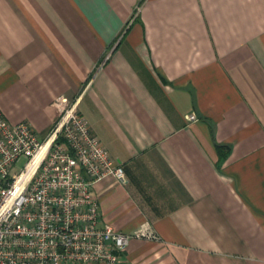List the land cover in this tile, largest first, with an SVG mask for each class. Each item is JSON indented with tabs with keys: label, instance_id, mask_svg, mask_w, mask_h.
I'll return each instance as SVG.
<instances>
[{
	"label": "crops",
	"instance_id": "1",
	"mask_svg": "<svg viewBox=\"0 0 264 264\" xmlns=\"http://www.w3.org/2000/svg\"><path fill=\"white\" fill-rule=\"evenodd\" d=\"M62 96L129 179L103 217L159 236L124 264H264V0H0L5 117L45 137Z\"/></svg>",
	"mask_w": 264,
	"mask_h": 264
},
{
	"label": "built area",
	"instance_id": "2",
	"mask_svg": "<svg viewBox=\"0 0 264 264\" xmlns=\"http://www.w3.org/2000/svg\"><path fill=\"white\" fill-rule=\"evenodd\" d=\"M79 100L56 99L45 137L28 122H10L0 108V264H124L132 238H159L148 224L128 233L103 217L95 184L129 179Z\"/></svg>",
	"mask_w": 264,
	"mask_h": 264
},
{
	"label": "trees",
	"instance_id": "3",
	"mask_svg": "<svg viewBox=\"0 0 264 264\" xmlns=\"http://www.w3.org/2000/svg\"><path fill=\"white\" fill-rule=\"evenodd\" d=\"M217 148L219 151L220 158L221 159L226 158V156L228 155L230 151V146L228 144H221V145H218Z\"/></svg>",
	"mask_w": 264,
	"mask_h": 264
},
{
	"label": "rangeland",
	"instance_id": "4",
	"mask_svg": "<svg viewBox=\"0 0 264 264\" xmlns=\"http://www.w3.org/2000/svg\"><path fill=\"white\" fill-rule=\"evenodd\" d=\"M23 164V161L21 162V165Z\"/></svg>",
	"mask_w": 264,
	"mask_h": 264
}]
</instances>
